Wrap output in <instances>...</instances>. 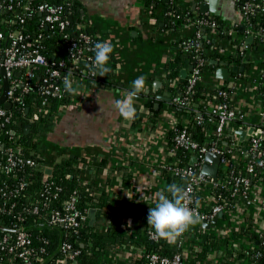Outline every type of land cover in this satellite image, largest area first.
I'll use <instances>...</instances> for the list:
<instances>
[{
	"label": "trees",
	"instance_id": "16d2710c",
	"mask_svg": "<svg viewBox=\"0 0 264 264\" xmlns=\"http://www.w3.org/2000/svg\"><path fill=\"white\" fill-rule=\"evenodd\" d=\"M0 0V33L4 37L13 31L19 30L24 35L31 38L37 35L50 34L40 26L41 16H39L37 8L39 5L48 4L51 6L62 5L64 14L69 19V25L65 31H55L49 38H45L42 42L41 53L46 57L48 62L58 61L63 58L64 53L69 49L70 43L78 39V35L84 32L91 35L98 42L104 41L102 37L89 26L87 19L80 17V6L75 0ZM264 3L262 0H255ZM143 13L146 14L151 10L152 17L157 19L156 28L160 31H168L172 34L179 33L182 29L190 25L194 21L193 16L197 13L191 8L183 10L176 6L174 2L167 3L165 0H142ZM12 10H7L9 5ZM66 10V12H65ZM19 12V14H16ZM23 19V23L20 22ZM162 24V26H161ZM246 26L253 31H259L264 27V7L250 15L246 21ZM206 32L208 29L205 30ZM217 39L225 40L234 46V50L229 55L212 54L205 56V51L213 48L216 39H211L206 43L207 39H196L193 35L188 42H194L191 50H182L172 58L168 59L163 67L162 86L153 94L146 96L143 104L144 108L151 114L155 115L154 110L156 102L162 103L156 97L157 95L165 96L169 99V109L174 112L175 129H185L191 138L204 147L206 144L211 145L214 141L218 143L220 149H224L223 143H227L228 147L232 143L235 147L229 148L231 153L225 152L224 156L227 161H231L232 169L236 175L246 176L245 165L246 160L242 159L243 153L251 148V138L240 140L233 131L226 130L223 135L216 138L213 132L216 123H203L198 125L196 118L198 114L206 120L208 115L203 109L204 101L213 102L217 98V89L207 90L204 83L209 78L215 79V71L219 65H211L210 61L215 60L218 63L224 62L228 64L232 70L235 66H244V70L251 67L255 63L260 64V68L264 69V39H255L254 43L249 47V53L243 51L240 45H237L230 34L224 28L223 22L217 19ZM66 36V37H65ZM199 43L198 58H207L208 62L202 67L204 78L195 88V93L190 96V103L187 108H179L175 99H182L183 89L186 85V79L180 78V72L190 63H194L196 58L193 55L194 44ZM5 40L1 42L2 48L5 47ZM176 43H174L175 45ZM83 56L77 62V68L73 70L72 76H83L86 79V86L91 88H112L115 86L114 74L117 70V58L115 53L112 54L109 61L111 71L104 77H100L99 73L93 74L91 68L94 51H85ZM70 62V60H68ZM35 77L31 82L37 86H42V77H44V69H34ZM83 72L85 75H83ZM93 74V76H91ZM209 75V76H208ZM204 79H206L204 81ZM225 83V82H224ZM63 92L60 99L48 98L44 103L43 99L35 94L21 95L19 90L16 94L20 95L23 103L21 114L27 119V122L18 121L10 127V131L14 130L15 135L0 132V140L5 146L11 145L20 148V154L23 158L31 159L35 165L33 168H24L19 173H12L8 176H1L0 181H6V195L1 202L5 203L4 211H0V240L3 236H10L14 239L16 232L15 226H21L31 241L30 247L34 250L32 260L27 263L18 259L13 254L0 251V264H147L145 255L155 253L163 257H171L175 253L181 251L175 242H166L162 239L150 241L147 238L148 225H138L133 228L131 233L127 229H131L126 221L116 220L114 218L115 208L108 194L104 190L97 192L93 181L86 182L81 179L82 159L69 153L58 155L54 160H48L43 153L44 148L40 139L53 129L54 120L61 113V109L70 104L73 95H69L64 91L63 84H60ZM222 88H225L223 86ZM229 93V89H227ZM260 92L264 97V89L260 86ZM2 94V80L0 78V96ZM42 113L37 114L31 122L29 118L38 113V109ZM207 108V107H206ZM138 117V116H137ZM139 118V117H138ZM151 121V119H150ZM25 124L30 126L29 132L24 131ZM237 125V123H234ZM234 134V135H232ZM174 131H170V137L173 138ZM174 162L179 166L189 164L191 155L187 152L174 149ZM259 159H264V143L259 146L257 151ZM5 159V154H0V165ZM49 171V173H48ZM166 178L168 184L177 183L182 185V181L175 178L166 168ZM230 176L219 168L215 179H210L213 183L221 181H229ZM250 187L261 184L264 187V174L257 171L253 176H249ZM23 182L24 186L20 189L19 185ZM17 191V193H14ZM208 194L212 201L210 205L216 203H226V209L234 208V204H241L242 200L239 194L232 196L231 189L228 186H217L208 188ZM75 197V207L81 213L87 216V220L82 223L78 229L67 228L63 225L51 224L49 219L53 212H64L65 203ZM217 200V202L215 201ZM202 199H198L201 201ZM37 208V213H34ZM210 207H204L208 211ZM10 209V214L5 211ZM96 210V221L93 227L88 225V211ZM227 213V212H226ZM225 214V213H223ZM225 215H223L224 218ZM19 218V221L17 220ZM252 234V233H251ZM249 240L253 241L252 235L249 234ZM256 240H258L256 238ZM68 244L73 250H78L79 255L75 261L64 263L65 258L61 247ZM199 249L194 251V246L185 248L184 264H237L239 261L252 264H264V247L259 244L254 249L234 251L230 248L226 240L221 237L214 241L211 246L210 241L205 240L198 242ZM220 249L223 256H216V250ZM43 250L42 254L39 252ZM131 252V259L127 263H119V258L123 251ZM133 250V251H131ZM140 250V251H138ZM137 251V255H135ZM139 253V254H138ZM38 256L40 260L34 259ZM252 258V259H251Z\"/></svg>",
	"mask_w": 264,
	"mask_h": 264
},
{
	"label": "crops",
	"instance_id": "0c3cea01",
	"mask_svg": "<svg viewBox=\"0 0 264 264\" xmlns=\"http://www.w3.org/2000/svg\"><path fill=\"white\" fill-rule=\"evenodd\" d=\"M75 1L80 6V17L87 19L98 36L110 40L114 46L117 58L115 86H80L79 96L82 97L73 108L57 115L53 129L40 142L48 160L64 153L82 159L81 179L93 181L97 192L104 190L115 208L114 218L126 221L133 231L138 225H147V214L149 207L155 206L156 193L168 185L165 169L174 161L170 131L176 119L169 109V99L157 95L162 103L154 104L155 115H151L143 104L146 96L162 86L163 67L172 54L174 43L186 35L187 28L176 34L158 30L147 22L142 0ZM239 1L217 0L216 13H208L229 24L240 25ZM201 4L207 5L209 1H185V5L197 14L202 13L199 10ZM235 67H243V70L231 89L229 103L234 110L245 114V120L234 122L237 125L229 124L226 130L235 129L239 139L238 133L244 132L243 140L253 135H260L264 140L262 94L257 73L254 67L245 70L243 65ZM226 68L231 73L228 83L234 77V68L231 70L228 64ZM141 75L147 78V88L136 101L139 118L125 121L114 110V101L123 98L124 92ZM210 80L207 79L204 85ZM158 82L160 84L153 87ZM252 189L257 201L264 199L263 185L257 184ZM262 230L264 213L258 206L236 205L208 230L203 229L201 223L192 227L189 236L194 238L192 243L197 250L199 240L204 242L201 235L206 234L212 237L206 239L211 246L221 237L232 250L241 251L258 246ZM249 234L253 241L249 240ZM131 256V252L124 250L119 263H127ZM216 256H223L222 250L217 249ZM237 264L252 263L241 260Z\"/></svg>",
	"mask_w": 264,
	"mask_h": 264
},
{
	"label": "built area",
	"instance_id": "2783aa9c",
	"mask_svg": "<svg viewBox=\"0 0 264 264\" xmlns=\"http://www.w3.org/2000/svg\"><path fill=\"white\" fill-rule=\"evenodd\" d=\"M17 1V5H19L20 1ZM185 1L186 0H168L167 3L174 2L176 6L185 11L189 9L185 5ZM262 1L264 2V0ZM10 2H12V0ZM263 7L264 3H259L255 0H240V25L229 24L214 14L205 12L194 15V21L186 28H191V36L193 35L196 39H207L206 43H209L211 39H216L213 48L205 51V56L212 54L229 55L233 52L234 46L224 39L220 41L217 39L216 30L218 19L223 22L224 28L228 34L232 36V34L237 33V37L234 40L237 41V45H240L243 51H246L248 54L250 51L249 47L254 43L255 39H264V27H262L259 31H253L246 26V21L250 15H253ZM12 9L13 7L10 4L7 7V10L9 11ZM37 11L39 16H41L40 26L45 29V31H50V34H46L45 36L37 35L36 37L31 38L24 35L19 30L9 33L7 37H4L3 34L0 33V67L3 68L8 83L6 101L11 104V108L9 110L4 109L3 106L0 105V132H4L5 134L10 133L12 136L16 133L14 130L10 131V127L17 121L19 122L18 124L22 125V123L27 122L28 119L27 118L25 120V117L21 114V111L23 110V103L20 95L16 94L17 90H19L21 95L35 94L43 99V103L48 98L60 99L63 92L60 84H63L65 74L69 71L72 73L73 70L77 68L78 60L83 56L84 49L81 47V44L85 46V51H93L95 43L98 42L97 40H94L91 35L81 32L78 35V39L70 43V47L64 53L62 59L48 62L46 57L41 53L42 42L45 38H49L50 35L57 30H67L69 19L65 16L62 5L51 6L48 4H42L38 6ZM144 15L146 16L148 23L156 25L157 19L152 17L151 10H148ZM20 22L23 23V19H20ZM241 25L244 27L243 33H239V26ZM206 29H208L207 32L205 31ZM249 37H252L253 39L251 45L245 44V40ZM189 38L182 37L181 39H178L172 49V54L169 59H172L179 52V48L185 51L191 50L194 42H188ZM4 40L6 43L5 47L2 48L1 42ZM199 47V43L196 42L193 50V55L196 60L194 63L189 64L192 69L187 73L186 85L183 89L182 99L174 100V103L176 102L179 108L184 109L189 106L190 96L195 93L196 86L202 78L205 77L202 72V67L207 64L208 59L198 58ZM68 60H70V62H68ZM251 67L255 68L259 86H262L264 89V69L262 70L260 68L259 63H255ZM36 68L44 69V77L41 79L42 86H37L31 82V80L35 77L34 69ZM83 75H85L84 72ZM232 75L234 77L232 81L228 83V79L224 83L217 81L213 77L211 78L205 88H207V90L218 88L216 91L217 98L211 103L208 101H204L202 103V106H204L203 109L206 110L205 114L208 115L206 120L201 116V114H198V117L196 118V123L198 125L214 121L216 123V127L213 135L216 138L223 135L229 124L234 122H243L245 120V114L234 110L229 103L231 89L235 87V82L237 78L241 76V73L235 72ZM91 76H93V74ZM72 79L74 81V87L77 85L79 87L86 86V79L83 76H72ZM223 86H225V88H222ZM226 88L230 90L229 93ZM81 97L79 95H73V101L60 111L62 112L69 108H73ZM261 108V118L264 120L263 96ZM37 112L38 113L33 114L29 118L28 122H31L34 118H36L37 114L42 113V110L39 108ZM25 126L29 125L25 124ZM172 131H174L172 138L174 149H180L187 152L191 155V158L195 157L196 161L192 165L188 164L186 166H179L176 164L178 162L176 160L175 162L173 161L167 169L175 178L182 181V185L185 189L196 198V203H192L189 206L196 209L198 215L202 218L201 223H209L215 219L219 213L223 214L227 212L226 203H216L215 205H210L212 198L208 194L207 190L208 188H212L214 186H228L231 189L232 196L235 194L240 195L242 205L258 206V209L264 213V199L257 201L253 195V189L250 187L249 180V176H253L258 170L264 174V159H259V157H257L259 154L255 155V153H258L257 151L259 146L264 143L262 136H251V148L247 152L243 153L242 156V159L246 160V176H240L234 173L231 161H227L224 156L225 152L231 153L229 148L235 147L234 143H232L230 147H228V145L225 147L223 143L224 149H220L218 143L214 141L211 145L206 144L208 146L206 148L205 146H199V144L191 138V135L185 129L177 130L173 125ZM207 152L221 155L219 168L223 171V173H227L230 176L229 181L224 180L219 183H213L210 181L212 178H209L202 173L201 169L204 163V155ZM1 153L5 154V159L0 165V177L8 176L15 172L19 173L24 168H33L35 165L31 159L23 158L21 156L20 148L13 147L11 145L5 146L2 140H0V154ZM23 186L24 183L21 182L19 188L21 189ZM6 188V181H0V211H4L3 209L5 207V203H2L1 200L6 195ZM14 193H17V191ZM199 197L202 199L201 201H198ZM215 201L217 202L216 199ZM75 202V197H71L65 203L63 213L60 211L53 212L49 219L50 223L54 225L60 224L71 229H78V227L87 220V216L76 209ZM238 204H234V207ZM204 207L210 208L208 211H205ZM5 212L10 214V209ZM33 212L37 213V208H34ZM17 220L19 221V218H17ZM15 227L16 235L14 239H11L10 236L6 235L1 237L0 251L13 254L18 259L29 263L32 260L33 254H35L34 250L30 247L31 241L21 226ZM127 230L131 233L130 229ZM146 234L150 241L158 240V238L152 234V229L149 226ZM189 234L190 231L184 233L183 236L179 238L177 247L181 251L175 253L171 257H163L155 253L147 254L145 255L147 264H184L185 248L191 245L193 246L192 241L194 238H191ZM259 240L260 244L264 247V230L259 233ZM61 249L65 258L64 263L75 261L79 255V251L73 250L68 244H63ZM196 250L197 249L194 248V251ZM42 253L43 250L39 252V254ZM135 255H137V253H135ZM34 259L40 260L38 256H34Z\"/></svg>",
	"mask_w": 264,
	"mask_h": 264
},
{
	"label": "clouds",
	"instance_id": "9594fccd",
	"mask_svg": "<svg viewBox=\"0 0 264 264\" xmlns=\"http://www.w3.org/2000/svg\"><path fill=\"white\" fill-rule=\"evenodd\" d=\"M93 51V74L98 72L100 77H104L111 71L108 65L114 53V46L110 40H104L95 43ZM63 86L69 95H79V86L74 87L71 71L65 74ZM146 88L147 78L141 75L132 82L130 89L124 92L123 98L114 101V110L123 120L136 119V101ZM192 203H196V198L181 184L173 182L158 191L155 206L149 207L146 218L152 234L166 242H175L192 227L200 224L202 218L195 208L189 206Z\"/></svg>",
	"mask_w": 264,
	"mask_h": 264
},
{
	"label": "water",
	"instance_id": "95a60500",
	"mask_svg": "<svg viewBox=\"0 0 264 264\" xmlns=\"http://www.w3.org/2000/svg\"><path fill=\"white\" fill-rule=\"evenodd\" d=\"M209 1V4H201L199 6V10L202 12V13H205V12H212V13H216V3H217V0H207ZM165 2H168V0H165ZM195 9V6L193 7ZM16 14H19V12H17ZM244 31V27L241 25L239 26V33H243ZM237 37V33H234L232 34V38L233 39H236ZM253 42V39L252 37H249L245 40V44H248V45H251ZM210 64L211 65H219L220 67L215 71V78L218 79V80H221V81H226L229 76H230V72L228 71V69L226 68V63L224 62H221V63H218L217 61L215 60H211L210 61ZM192 67L189 65L186 69H183L181 72H180V78L181 79H186L187 77V73L189 71H191ZM243 70V67H240V68H237L235 67L232 72L235 73V72H242ZM0 78L2 80V94L0 96V105L3 106L4 109L6 110H9L11 108V104L9 102L6 101L7 99V96H6V93L8 91V83H7V79H6V76H5V72L3 70L2 67H0ZM160 83H154L153 84V87H156L157 85H159ZM18 126H20V124H18ZM30 130V127L29 126H25L24 127V131L25 133L27 134ZM238 135L240 136V140L242 141L245 137V133L244 132H239ZM225 147H226V143H224ZM205 147L207 148L208 146L205 145ZM220 159H221V155L220 154H214V153H211V152H207L205 155H204V163L202 165V173L205 174L206 176H208L209 178H212V179H215L216 176H217V172H218V168H219V165H220ZM196 159L195 157H192L190 159V162H189V165H192L193 163H195ZM49 173V171H48ZM185 185V183H184ZM222 218V213H219L217 215V217L215 219H213L212 221H210L209 223L207 222H202V227L203 229L205 230H208L210 228V225L212 224H216L217 220ZM88 225L89 227H93L95 221H96V210L94 209H90L88 211ZM208 238H211L212 237H208L206 234H202L201 235V239L203 241H205L206 239ZM179 241V238L175 241V245H177Z\"/></svg>",
	"mask_w": 264,
	"mask_h": 264
},
{
	"label": "rangeland",
	"instance_id": "374dc122",
	"mask_svg": "<svg viewBox=\"0 0 264 264\" xmlns=\"http://www.w3.org/2000/svg\"><path fill=\"white\" fill-rule=\"evenodd\" d=\"M186 35H184L183 37L189 38L191 36V28H188L187 30H185Z\"/></svg>",
	"mask_w": 264,
	"mask_h": 264
}]
</instances>
